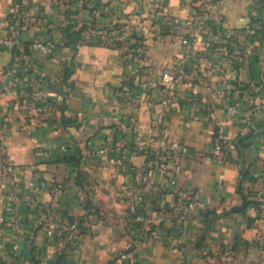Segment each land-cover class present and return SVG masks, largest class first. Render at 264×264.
I'll use <instances>...</instances> for the list:
<instances>
[{
	"label": "crops",
	"instance_id": "0c3cea01",
	"mask_svg": "<svg viewBox=\"0 0 264 264\" xmlns=\"http://www.w3.org/2000/svg\"><path fill=\"white\" fill-rule=\"evenodd\" d=\"M194 9H208L213 28L185 59L180 34L164 28ZM23 18L30 25L21 46L0 45V84L17 77L14 91L0 93V264L33 257L55 264L62 253L64 264H264V0H0V38ZM115 19L131 26L142 53L128 59L102 42ZM226 27L238 43L236 61L223 58ZM35 39L53 41L54 51L32 46ZM15 61L20 71H12ZM221 65L224 97L207 88L221 84ZM167 66L184 79L166 106ZM130 78L139 83L138 104L119 99ZM65 80L66 103L38 112L31 91L53 100L66 92ZM110 134L119 144L102 158ZM176 140L178 153L170 150ZM218 142L222 161L214 157ZM164 153L169 173L149 174ZM244 195L246 207L232 211ZM191 200L198 203L181 216Z\"/></svg>",
	"mask_w": 264,
	"mask_h": 264
},
{
	"label": "built area",
	"instance_id": "2783aa9c",
	"mask_svg": "<svg viewBox=\"0 0 264 264\" xmlns=\"http://www.w3.org/2000/svg\"><path fill=\"white\" fill-rule=\"evenodd\" d=\"M173 18V32L174 34H180L181 41L183 45L186 46L184 58L190 59L192 57L193 51L192 47L197 43L198 38L200 35H204L209 30H211L213 27V21L210 14V11L208 9H194L192 15L186 20L181 21L179 17H172ZM30 25L28 18L21 19L17 24H14L9 34L5 37L0 38V45L14 49L16 47H20L22 44L21 40V33L28 29ZM110 31H106L104 33L102 42L104 44H113L115 45L120 53L128 58L131 59L135 57L137 54L142 53L145 50L144 44H139L135 47L130 46V37L133 35V29L129 25L120 24L117 19H115L112 23V26L109 27ZM158 28L161 30L162 27L158 26ZM188 28V32L183 34L181 30ZM221 36L223 39L227 41L229 44L227 48L226 55L223 58L233 60L236 55V48H237V41L234 37V33L230 28H223L221 30ZM113 39V40H112ZM115 39L120 40V44L117 45ZM212 41L210 39L205 41L206 46H210ZM32 46L37 47L41 49L42 51H45L47 53H52L54 51L55 43L53 41H43L41 39H35L32 43ZM19 62L15 61L14 66L12 68V71H20L19 69ZM30 66H25L23 68V73L25 76L29 77V71ZM219 73H220V85L213 86L212 84H209L207 86L208 89L212 90L214 93H216L218 96L224 97L225 96V80H226V69L223 65L219 67ZM41 77H44V73L40 74ZM184 75L182 72H179L176 67L173 66H167L161 70V80L160 84L164 88V97L162 102L167 106L172 101V91L174 90L177 83L184 79ZM17 84V77H13V81L11 83H1L0 84V93H9L16 89ZM156 83H152V86H155ZM29 99L32 104H34L35 108L38 112L42 114H46L49 112L53 105L57 102L64 103L66 102L67 95L66 92H59L55 95L53 100H48L46 97L44 90L39 87H35L31 93L29 94ZM130 102H133L134 104H138L140 101V96L137 93H133V95L129 96L128 98ZM228 110L232 113L237 111V107L235 105L229 106ZM79 118H83V113L79 112ZM164 118V111L159 113V116L157 117L158 122H162ZM134 120V117L130 115V121L132 122ZM157 123V122H156ZM43 124H48V118L45 117L43 120ZM135 140L138 141V148L140 150L145 149V143L141 141V137L138 133L135 134ZM119 144V141L116 139V136L113 134H110L107 136L105 143L103 144L102 148L100 149L101 157L102 158H108L111 151H113L117 145ZM170 150L172 152L178 153L180 150H182L181 143L176 140L173 141L171 144ZM170 152V151H169ZM167 153L157 155L155 158L154 163L149 167V174H153L155 172H159L163 175H166L169 173L168 168V162H167ZM214 157L216 160L222 161L226 158V151L221 143H216L215 149H214ZM5 173L11 174L13 173V167L12 165H7L5 168ZM44 184V183H42ZM173 184V181H170L168 183V186L171 187ZM174 187L171 189V194L175 193ZM198 201L191 200L187 202L183 208V211L181 213V216H184L186 212L194 206ZM260 208H264V204L260 205ZM133 212H136L134 209ZM135 221H141L143 219V215L140 213H135L134 215ZM2 221V216L0 214V222ZM70 226V224H68ZM72 227H74V223L71 224ZM150 236L157 237L159 235V231L157 227H152L149 231ZM76 239L80 238V235H75ZM14 252L16 253L19 249L18 244L13 245ZM126 253H122L121 257H125ZM24 264H38L33 258L25 259Z\"/></svg>",
	"mask_w": 264,
	"mask_h": 264
},
{
	"label": "trees",
	"instance_id": "16d2710c",
	"mask_svg": "<svg viewBox=\"0 0 264 264\" xmlns=\"http://www.w3.org/2000/svg\"><path fill=\"white\" fill-rule=\"evenodd\" d=\"M169 24H166L165 25V28L164 29H167V30H173V18L169 19ZM106 31H110V28L108 27V29H106ZM133 37H135V35L133 34L132 35ZM132 36L130 37V46H137L139 44H143V42L139 39V38H136L135 41L131 40ZM117 45L120 44V40L118 39H115ZM229 45V44H228ZM234 61H236L234 59ZM64 84L67 86V90H66V95H67V91L70 89V87L72 86L69 82H67L66 80L64 81ZM139 86V83H136L135 82V79H128L125 81L124 85L122 87H120L119 89V99L121 102L125 103V104H128V102L130 101L128 98L129 96L133 95V93H136V90ZM66 102L62 103V105H64ZM70 122H74L75 120H72L70 119L69 120ZM67 119H64V124H68ZM239 145V142L237 143ZM74 165H80V156L79 155H72L69 159ZM137 222H140V221H137ZM64 257H65V253H62L60 255V258L59 260L55 263V264H64ZM33 259L38 263H39V260L37 257H33Z\"/></svg>",
	"mask_w": 264,
	"mask_h": 264
},
{
	"label": "water",
	"instance_id": "95a60500",
	"mask_svg": "<svg viewBox=\"0 0 264 264\" xmlns=\"http://www.w3.org/2000/svg\"><path fill=\"white\" fill-rule=\"evenodd\" d=\"M240 189L242 190L241 185H240ZM246 205H247V198H246V196L244 195V196H243V202H242L241 204H239V205H234V206L231 208V210H232V211L241 210V209L245 208Z\"/></svg>",
	"mask_w": 264,
	"mask_h": 264
}]
</instances>
